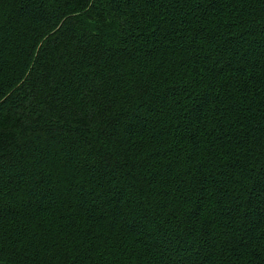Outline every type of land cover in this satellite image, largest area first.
Masks as SVG:
<instances>
[{"label":"trees","instance_id":"1","mask_svg":"<svg viewBox=\"0 0 264 264\" xmlns=\"http://www.w3.org/2000/svg\"><path fill=\"white\" fill-rule=\"evenodd\" d=\"M0 264H264V0H0Z\"/></svg>","mask_w":264,"mask_h":264}]
</instances>
